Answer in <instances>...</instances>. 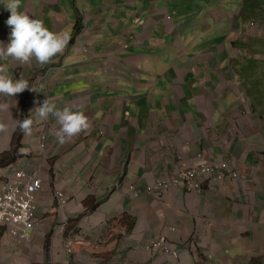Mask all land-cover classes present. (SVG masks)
I'll return each mask as SVG.
<instances>
[{
	"label": "crops",
	"instance_id": "1",
	"mask_svg": "<svg viewBox=\"0 0 264 264\" xmlns=\"http://www.w3.org/2000/svg\"><path fill=\"white\" fill-rule=\"evenodd\" d=\"M83 1L85 7L79 0H21L20 11L74 42L49 64L0 61V70L30 87L0 99V122L13 119L0 154L21 102L33 119L20 159L0 175L21 170L42 183L38 224L27 239L0 233L7 261L264 264V167L257 166L264 165V112L256 107L264 100V60L232 61L225 47L207 45L225 0ZM3 3L0 44L7 45ZM47 97L58 108L83 111L90 127L59 144L55 118L33 112ZM199 156L228 163L238 178L195 191L176 184ZM159 181L170 188L156 190ZM55 192L65 207L58 208ZM161 240L170 254L154 247Z\"/></svg>",
	"mask_w": 264,
	"mask_h": 264
},
{
	"label": "clouds",
	"instance_id": "2",
	"mask_svg": "<svg viewBox=\"0 0 264 264\" xmlns=\"http://www.w3.org/2000/svg\"><path fill=\"white\" fill-rule=\"evenodd\" d=\"M28 1L30 2L31 0ZM226 1L229 2L226 3ZM230 1L231 0H225L222 4H219L221 9H219V5H217V11L221 10L224 13L223 20L209 27L207 45H221L225 47L229 51V56L232 57V61H253L255 59L252 57L247 58L246 61L239 60V53H241L240 48H244V46L239 42L238 37L235 41L234 38L236 34L241 32L240 29L242 24L248 23V26H255L251 16L254 11V14L257 15L262 13L263 16V7H261L263 0H243L242 3L240 2V4L236 6H231ZM257 2H259V6H256ZM3 4L6 10L10 12V16L6 23L11 28V34L10 42L7 45L0 44V61H7L11 58L12 60L19 61L21 64H30L31 61L35 59L40 65L49 64L53 62V57L63 53L68 42H74L73 36L70 39L67 33L50 31L42 20L31 18L28 14L20 11L21 0H4ZM191 9H193L194 12V8L191 7ZM228 13H231V16H229L230 19L226 17ZM256 20L260 21V19ZM82 23L86 26L83 20ZM229 28L231 31H227ZM80 29L76 35L80 34ZM238 29L239 31H237ZM69 40H72V42ZM229 40H232V42L234 41V43H231L232 46L225 44ZM231 49L234 51L233 53ZM84 51L86 52V49H84ZM29 88V82L24 79L23 76L18 79H13L10 75L0 70V96L14 97ZM33 112L41 120L48 119L49 115L55 118L56 125L59 127L53 126L51 131L56 137L57 142L61 145L90 127L88 117L83 111H73L71 107L67 105L62 109L58 108L55 101L48 97L43 101L42 106L36 108ZM16 124L23 134H31L33 119L30 115L25 119L17 120ZM4 127L5 125L0 124V130H3ZM203 163L214 164L215 167L222 164L227 165V171H225L226 179H224L222 183L238 178V174L228 163H211L204 156L198 157V161L194 167L187 168L184 166L181 172L184 169H197L201 167ZM202 170L203 169H200V171ZM230 174H235L236 176L230 177Z\"/></svg>",
	"mask_w": 264,
	"mask_h": 264
},
{
	"label": "built area",
	"instance_id": "3",
	"mask_svg": "<svg viewBox=\"0 0 264 264\" xmlns=\"http://www.w3.org/2000/svg\"><path fill=\"white\" fill-rule=\"evenodd\" d=\"M39 140V147L43 149L45 142L43 134L39 136ZM207 166L208 164L203 163L197 169H184L179 179L176 180V184L183 185L187 190H199L190 189L189 186L196 182V177L199 173L212 171V168ZM200 169L203 170L200 171ZM216 170L219 171L217 173L220 177L226 179V164L216 166ZM211 174L213 175V171ZM234 176L236 175L230 174V177ZM41 188L42 183L38 178L30 177L21 170L14 172L2 182L0 185V233H4L19 242L27 239L26 233L32 231L36 224L35 196ZM169 188L170 184L167 181H159L156 185V190L159 191H165ZM150 191H155V189H150ZM54 197L59 209L66 206L67 202L62 193L55 192ZM165 243V240H161L154 247L166 252ZM69 252L71 253V251ZM171 252L167 251L166 253L170 254Z\"/></svg>",
	"mask_w": 264,
	"mask_h": 264
},
{
	"label": "rangeland",
	"instance_id": "4",
	"mask_svg": "<svg viewBox=\"0 0 264 264\" xmlns=\"http://www.w3.org/2000/svg\"><path fill=\"white\" fill-rule=\"evenodd\" d=\"M79 2H80L79 3L80 7H82V6L85 7V3H83L84 2L83 0H79ZM261 7H263V3L261 5ZM254 12L251 14V16H252V20H253L252 22L255 24V26H253V27L251 25L248 26V23L242 24L241 29H240L241 32L239 34H236V37L234 38V41H235L236 38L238 37L239 42H241V44L244 46V48H240V51H241V53H239V60L240 61H246L247 58H249V57L254 58L258 62L264 60V22H263V16H262V13L256 15V14H254ZM229 16H231V13L226 14L227 18H229ZM256 19H260V21H258ZM227 31H231V29L229 28V29H227ZM211 41H212V39H211ZM234 41L232 42V40H229L225 44L232 46L231 43H234ZM160 55H161V57H163L165 55V53H162ZM176 56H177V54H168V59L170 60V58H172V60H171V62H172L173 60L176 59ZM154 59H155V57H154ZM155 60H157V59H155ZM139 61L144 62L145 60H144V58H139ZM1 97L3 98L4 95L0 96V99H1ZM5 104L6 103H4V105ZM7 104H6V110H5V108H2L6 112L9 110V107ZM256 107L258 108L260 114L263 115L264 100H262V102H260V101L256 102ZM12 123H13V119L9 125L4 127L5 129L0 130V152L2 150H4L8 144V138L10 135L9 129L12 127ZM0 124H2V123L0 122ZM257 166L264 167V165H257ZM207 167L212 168L213 175L211 174L212 171L207 172V173L206 172L199 173V175L196 177V182L189 186L190 189H201L207 181L212 182V183H219V184L223 182L224 177L222 178L219 176V174L217 173L219 171L216 170V167L214 164H208ZM9 175L10 174L7 171L3 170L2 175H0V183L3 182ZM188 191H192V190H188ZM148 192L153 193L151 191H148ZM36 223L38 224V222H36ZM35 226H36V224H35ZM28 232H30V231H28ZM37 257H38V255H37ZM7 258L9 259V255H7V252L4 251L0 247V264H11L10 262L7 261L8 260ZM15 258H16V256H15ZM37 260H38V258H37ZM14 263L15 262L13 261L12 264H14ZM22 264H25V263L23 262Z\"/></svg>",
	"mask_w": 264,
	"mask_h": 264
},
{
	"label": "trees",
	"instance_id": "5",
	"mask_svg": "<svg viewBox=\"0 0 264 264\" xmlns=\"http://www.w3.org/2000/svg\"><path fill=\"white\" fill-rule=\"evenodd\" d=\"M256 6H259V2L256 3ZM77 31L78 29L75 30V32ZM70 42H72V40ZM29 115H30V112L26 109L24 103L21 102L19 120L25 119L29 117ZM23 135L24 134L20 131V129L16 127L15 131L13 132L11 136L8 150L0 154V168L1 169L13 166L20 159L19 151L21 149V142H22Z\"/></svg>",
	"mask_w": 264,
	"mask_h": 264
}]
</instances>
